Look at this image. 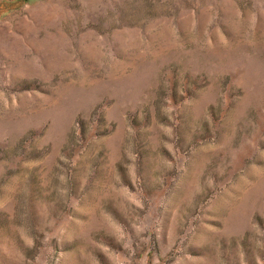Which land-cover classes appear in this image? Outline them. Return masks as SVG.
I'll list each match as a JSON object with an SVG mask.
<instances>
[{
    "label": "rangeland",
    "instance_id": "374dc122",
    "mask_svg": "<svg viewBox=\"0 0 264 264\" xmlns=\"http://www.w3.org/2000/svg\"><path fill=\"white\" fill-rule=\"evenodd\" d=\"M0 264H264V0H0Z\"/></svg>",
    "mask_w": 264,
    "mask_h": 264
}]
</instances>
